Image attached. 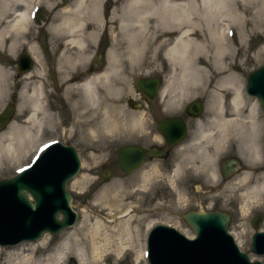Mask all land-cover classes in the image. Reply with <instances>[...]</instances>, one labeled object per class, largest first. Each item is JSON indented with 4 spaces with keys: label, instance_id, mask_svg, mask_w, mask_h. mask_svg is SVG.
Segmentation results:
<instances>
[{
    "label": "bare ground",
    "instance_id": "obj_1",
    "mask_svg": "<svg viewBox=\"0 0 264 264\" xmlns=\"http://www.w3.org/2000/svg\"><path fill=\"white\" fill-rule=\"evenodd\" d=\"M41 1H44L46 7L53 13V18L47 26L48 30L62 35L65 48L68 46L78 48V54L75 56L62 51V56L70 68H83V71H86L87 64H82L81 61L84 57L89 60L92 57L90 51L95 47V40L98 39L100 32L104 29L110 30L113 34L118 32L113 38L116 48L113 47L108 52L110 57L106 69L95 73L86 71L80 82L66 85L67 95L71 89L81 91L92 110H104L99 121L100 126H109L113 119L112 108L109 106L120 103L122 95L124 98L127 91L133 90V85H130L132 82L129 84L128 80L125 82V79H121L120 83L123 84H116L113 80L114 75L121 74L120 62L123 57L126 56L133 65L141 63L146 60L151 43L160 40L166 45L164 54L170 68H173L172 80L179 83L193 82L195 85L200 84L205 76L216 80L215 84L219 89L213 92L214 101L211 102V106L218 115L216 117L221 119L217 125V130L220 131L219 139L213 140L212 130H208L200 135L204 142L210 140L211 146H221L223 138L226 141L230 135L229 125L237 122L243 129L238 135L241 143H245L249 148L248 155L263 162L261 140L264 124L258 116L260 108L257 97L248 92L249 96L245 94L242 77L228 68L231 63L227 62V57L230 56L232 59L237 57L238 50L247 45L248 38L257 36L264 38V0H112L115 6L109 16L102 11L105 7L104 0H72L61 11L55 10L60 4L51 3L50 0H0L2 53L19 57L22 53L19 54L20 47L28 45V51L38 65L33 67L32 72L26 71V80L21 90L19 111L27 112L24 125L12 123L0 133V165L4 157H18L20 148L35 139V132L31 127L43 124L44 116L40 117V113L43 114L44 110V66L40 65L42 62L39 51L31 39L33 28L31 20L34 10ZM111 23H115L116 26L109 28ZM230 37L234 40L238 38L239 47L226 41ZM209 48H212L214 55L211 66ZM198 53L203 54L199 57ZM263 54L264 44L259 49L258 56L261 57ZM0 59L3 60L1 56ZM2 60L0 101L9 93L11 74L5 65L6 62ZM66 62H60V68H66ZM141 77L143 76L136 80ZM30 79L34 80L29 81ZM101 89H104L105 94L102 95ZM74 104L79 108L82 98H75ZM115 109L121 114L127 113L125 105L123 107L119 104ZM225 116L229 119L226 120ZM244 121L250 122V130L244 126ZM93 125L95 126V123ZM92 131L95 135L93 127ZM197 154L205 160L212 159L214 155L202 144L198 145ZM249 160L245 157V161ZM255 171L257 172V169ZM207 172L215 178V182L218 181L215 167L210 166ZM259 172L253 180L250 179L251 172H245L237 181L227 182L229 186L243 185L244 191L241 195L246 203L241 207L242 211L248 210L250 201L258 202L264 207V168ZM83 182L84 178L78 179L76 184L81 187ZM147 182L146 179L143 184L147 185ZM133 210V206H130L119 213L113 211L110 216L96 219L95 225L88 228L85 238H80L79 230L83 229L85 221L88 220L87 215L81 226L63 235L62 240L52 250L49 248L50 240L47 235L37 242H31L27 248L25 242L12 246L5 263L64 264L66 257L72 253L79 259V264H88L89 251L95 259H99L102 257L103 249L110 245V236L107 233L109 228L119 231L117 237L122 246L130 243V222L126 221L120 226L109 222L127 216ZM124 237L127 241H124ZM83 244H87L88 247ZM0 248L1 257L5 248ZM24 250H27L28 254L21 256ZM38 250H41V254L37 257ZM138 252L145 256L146 248L141 247ZM14 255H17L16 259L13 258Z\"/></svg>",
    "mask_w": 264,
    "mask_h": 264
},
{
    "label": "rangeland",
    "instance_id": "obj_2",
    "mask_svg": "<svg viewBox=\"0 0 264 264\" xmlns=\"http://www.w3.org/2000/svg\"><path fill=\"white\" fill-rule=\"evenodd\" d=\"M71 1L72 0H50L51 3L60 4L59 7L55 9L58 11L64 10V7L69 5ZM104 2L105 7L102 8V11L106 13V16H109L115 4L112 0H104ZM38 4L40 5H37L36 7L37 14L35 18L31 20L33 23L31 39L36 44L37 50L39 51L42 62V64L40 65H43L44 68H48V65L54 63L51 61V58L56 57L55 64L66 62L62 54L55 55V53H53L51 54V56H49L47 53L48 47H52V50L54 52L55 47L60 44L64 52H66V54L70 56L77 55L78 48H70V46L65 48V45L62 44V35L59 33H52V38H49L47 40V26L50 20L53 18V13L46 7L44 1H41V3ZM113 26H116V24L111 23L108 27L111 28ZM115 35H118V32L113 34L110 30H102L99 34L98 39L95 40V47L90 51V55L92 57L90 58V60L87 57H84L81 63L87 64V66L92 65L94 58L102 53L104 54V60L100 65L95 66V70L97 69L96 71H102L106 69L105 67L108 65L110 57L108 52L111 50V48L115 47L113 43V38ZM226 41L229 42L230 45L234 44L237 47H239L240 45L237 37L235 40L234 38L230 37L229 40L227 39ZM263 44L264 38L261 36L248 38L247 45L244 48L238 50L239 53L237 52V57H235L234 59H232L230 56L227 57V62L231 63L228 68L232 69L231 71L237 73L242 77V85L247 96L249 95L246 90V81L249 73L264 65V54L261 57L258 56V51ZM27 46L28 45L21 46L19 54L23 51L29 53V49L27 48ZM165 46L166 45L162 44L160 40L153 41L150 45V50L148 52L146 60L134 65L127 60L126 56L123 57L122 61L120 62V67H122L121 74L120 76L114 75V82L116 84H123L122 82L120 83V81L121 79H125V82L128 80L130 84L140 76H145L148 74H158L160 68H170V64L164 54ZM209 51V54L211 55V59L209 58V66H211V63L214 60V55L212 48H209ZM1 53L2 51L0 49V56L3 58V60H0L6 62L5 65L11 71V74H9V93H7L6 96H4L3 100L0 101V111L2 110L3 106L11 102L12 100L13 90L16 85V66L18 60V57H11L9 55ZM198 54L200 57L203 53ZM202 61L203 63L205 62L204 60ZM68 64L69 63L65 64L66 68H70ZM36 66L38 65L35 61L34 67ZM215 73L217 74V72ZM22 80L23 81L20 83H23L26 78L24 77V79ZM43 82L45 85V90L47 91L48 84L45 76ZM125 82L124 86L126 84ZM202 82H207V84H197V91H202V89L205 87L207 88V86H210V88H214L217 90L219 89L215 84L216 80L211 79V77H203ZM52 90L54 93V88H51V92ZM104 92V89H101L102 95L105 94ZM52 95L55 96V93ZM69 96H73L75 98L81 97L82 104L77 109L78 113L75 114V117L72 119L71 123L68 124L67 128H64L57 132L46 130L42 134H36L35 132L34 141H28L23 148H20V154L18 157H4L3 163L0 165V180L11 178L15 176L19 170L25 168L31 163L33 157L39 151V147L42 145V143L48 140H59L66 144H75L78 147L83 167L80 173L68 184V188L73 195V207L79 214L78 219L73 227L64 229L59 234L52 235L50 233H44L42 235V237L47 235V237L49 238V248L51 250L58 244V242L62 240L63 235H67L68 233L77 230L78 227L81 226V222L84 221L85 216L88 215V220L85 221L83 229L79 230L80 238H85V234L88 228H92L95 225L96 219H103V217L110 216L111 212L113 211L119 213L130 206H133L134 210L129 215L123 216L121 218H116L113 222H109L112 225L120 226L122 225V223L124 224V222L126 223V221H129L131 232L130 243L125 245L123 244L124 246H122L120 240L118 239L119 237H117L119 231L109 228L110 230L107 233H109L110 236V245H107L103 249L102 257L99 259H95V257L92 256L89 251V256L87 257L88 264H148L147 256H142L141 254H139V248L145 247L147 251L148 232L154 225L158 223L177 225V222L170 218V213H183L190 208H195V210L201 211H203L202 209L210 210L209 207L214 206V208L226 210L234 214L238 219L239 225H243V223L245 224L249 220L248 218H251L255 215L264 217V207L260 206L259 203L255 201H250V207L248 208V210L246 209V212L250 217L247 216V213L245 211H242L241 207L246 203L244 201V197L241 195L244 191L242 188L243 185H227V182L232 183L237 181V178L242 176L245 172H251L250 179L253 180L256 175H259V170L264 168V159L261 163L259 159L255 157L251 158L248 155L249 148L245 145V143H241V138L238 134L236 135V140L229 145L228 151L223 154L227 157L233 156L241 158V169L237 174H235L232 178L225 182V184L221 186V183L219 181L215 182L212 180V185H208L206 183H203L202 186L197 184L196 187L189 185L188 189H186L184 192L182 191V193L180 192L176 194V190L173 187L174 185H171L167 180V177L169 176L164 174L162 176L163 182L161 183V185L164 189L169 190V193H167V196L164 198L160 197L157 202L147 204L146 199L148 197L147 195L149 194V189L147 188L150 185L156 186L155 183H152V181H150V185L149 183L148 185L143 184L145 179L142 170H139L132 175H128L124 173V171L119 167L118 164L119 149L125 143V136H127V132L124 124L125 115L123 113H119L115 108L119 104L123 105L124 107L125 97L123 98L122 95V98H120V103H115L109 106L112 108L111 113L114 116L109 126L106 125L105 127H103L99 125V121L103 117V109L101 111H96V109L95 111L92 110L91 106L85 99L86 97L81 91L71 89L69 91ZM45 98L46 95H44V100ZM227 100L229 102V96H227ZM64 101L68 103L66 99ZM257 102L260 108L258 116L260 118V121H262L264 124V110L259 100ZM227 106L228 108L230 107L228 103ZM18 117L20 116L18 115ZM94 123L95 126L93 125ZM249 123V121H244V126L248 130L251 129ZM92 127L95 129V135L93 134ZM261 150L263 151L264 156V127L262 129ZM245 157L250 160L245 161ZM104 165L108 166L111 170V175L108 178H103L101 176ZM256 169L257 172L255 171ZM208 177L210 176L208 175ZM82 178H84V182L80 187L76 184V182L78 179ZM178 186L181 185L178 184ZM192 200L195 203L194 205H192ZM203 200L206 202V205L205 203H203ZM200 204L203 205V208L199 207ZM156 210L157 212H155ZM261 228H264V221L261 224ZM245 230L247 231V236H244L245 231L243 232L241 229V234H243L244 237L241 238L240 236L241 239L238 238L239 245L241 246L243 251H246L249 254L252 260H260L264 264V257L257 256L254 252L251 251L250 248V239H252L250 235L252 234V232L256 231L257 228L249 227ZM184 231H186L185 233L188 236L194 234V232L190 229ZM37 241L38 240L23 242L26 243L25 248H27L29 245H31V242ZM124 241H127L125 237ZM12 246L15 245H0V247L5 248L3 255L0 257V262L2 264H6L5 261H7L9 258L8 253L9 251H12ZM83 246H87V244H83ZM26 254H28V251L24 250L20 255L23 256ZM40 254L41 250H38L36 252V256L38 257L40 256ZM70 256H74L75 258H77V256L71 253L66 257L64 264H68ZM16 257L17 255L13 256L14 259H16ZM77 260L79 262L78 258Z\"/></svg>",
    "mask_w": 264,
    "mask_h": 264
},
{
    "label": "flooded vegetation",
    "instance_id": "obj_3",
    "mask_svg": "<svg viewBox=\"0 0 264 264\" xmlns=\"http://www.w3.org/2000/svg\"><path fill=\"white\" fill-rule=\"evenodd\" d=\"M46 34L47 40L52 38L51 31L48 30ZM62 44L64 45L63 40ZM52 49V47H48L47 53L49 56L53 53L55 55L62 54L63 49L60 44L55 47L54 52ZM22 53L28 52L23 51ZM55 59L56 57L51 58V61L54 63L48 65V68H44L48 92L46 90L44 92V95H46L44 110L43 114L40 113V117L44 116L43 124L39 127H31L36 134H42L46 130L57 132L67 128L68 124L75 117V114L78 113V107L74 104L75 97L66 96V85L80 82L85 77L84 73L86 71L95 73L97 70H95V58L93 64L85 68L86 71H83V68H60L59 63L55 64ZM32 69L34 70V68ZM158 72V74L143 76L142 88L138 86L137 80H135L130 84L133 85V90L127 91L125 94V108L127 109V113L124 124L127 136H125V143L122 147L129 149L136 147L144 153L143 162L137 171L142 170L144 179H147L149 185L151 184L150 181L156 185H150L147 188L149 189V194L146 199L147 204L157 202L160 197L164 198L169 193V190L164 189L161 185L164 174L169 176L167 180L171 185H174L176 194L182 193V191L184 192L188 189L189 185L193 187H196L197 184L202 186L203 183L212 185V180L214 181L215 178L207 172L210 166L216 168L217 180L221 183V186L225 184L230 178L227 179L221 169L223 160L227 158L223 153L228 151L229 145L236 140V135L243 130L235 122L229 125L228 132L230 135L226 141L223 138L221 146H211L209 144L210 140L204 142L200 135L202 132L208 130H212L213 140L219 139L220 131L218 132L217 125L221 119L216 117L218 115L214 113L211 106V102L214 101L213 92L217 91V89L207 86L202 91H197L196 85L193 82L179 83L174 81L171 79L173 68H160ZM16 74V85L13 90L12 100L9 102L13 104L15 111L7 127L12 123L23 126L27 115V112L20 113L19 111L21 90L24 83L20 82L23 81L22 79L27 74L19 72L18 61ZM154 78L156 79L155 81H153ZM33 80L30 79L29 81ZM200 84H207V82H201ZM51 88H54L55 96L52 95L54 93L53 90L51 92ZM65 99L68 103L64 101ZM9 103L2 107L0 113L5 110ZM197 103L200 104V111L195 108ZM225 119L227 120L229 118L225 116ZM200 144L207 146L209 151L214 153L212 159L205 160L197 154V147ZM76 148L78 149L77 146ZM106 170L111 175L109 167L104 165L101 172L103 178H105L104 173ZM133 173L125 174L132 175ZM178 184L181 186H178ZM203 203L206 205L204 200ZM194 204L192 200V205ZM199 207L202 208L203 205L200 204ZM210 208H214V206H210ZM193 210L195 208L187 209L183 213H170V218L177 222L175 226L180 227L181 230H192L185 215ZM230 215L231 220L228 230L236 238L247 236L245 229L249 227L253 228L257 219V215H255L248 218L249 220L245 224L239 225L235 215L232 213ZM241 229L243 232L245 231L244 236L241 234ZM253 233L250 235L251 237Z\"/></svg>",
    "mask_w": 264,
    "mask_h": 264
},
{
    "label": "water",
    "instance_id": "obj_4",
    "mask_svg": "<svg viewBox=\"0 0 264 264\" xmlns=\"http://www.w3.org/2000/svg\"><path fill=\"white\" fill-rule=\"evenodd\" d=\"M103 60L104 54L97 55L95 66ZM32 66V58L22 54L19 71H28ZM143 80L142 77L137 80L141 88ZM246 90L257 97L264 110V65L249 73ZM195 108L200 111V104L197 103ZM14 111L11 103L0 114V132L10 122ZM143 159L144 153L139 148L120 149L119 163L126 173L139 169ZM240 164L239 157L225 159L221 165L224 176L230 178L236 174ZM81 168L82 161L76 146L56 141L32 166L12 178L0 180V245L36 241L44 233L55 235L74 226L78 212L73 207L68 183L80 173ZM104 176L109 177V171L106 170ZM185 218L196 238H189L168 224L155 225L147 239L148 264H263L259 260L252 261L229 233L231 216L228 212L193 210ZM261 222L262 217H258L254 226L259 227ZM251 251L264 254V231L254 233ZM68 264L79 262L70 256Z\"/></svg>",
    "mask_w": 264,
    "mask_h": 264
}]
</instances>
